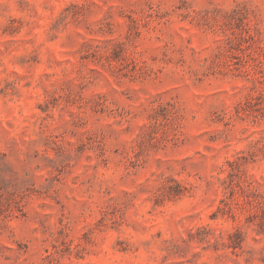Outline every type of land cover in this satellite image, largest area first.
Segmentation results:
<instances>
[{
    "label": "clouds",
    "instance_id": "1",
    "mask_svg": "<svg viewBox=\"0 0 264 264\" xmlns=\"http://www.w3.org/2000/svg\"><path fill=\"white\" fill-rule=\"evenodd\" d=\"M0 264H264V0H0Z\"/></svg>",
    "mask_w": 264,
    "mask_h": 264
},
{
    "label": "rangeland",
    "instance_id": "2",
    "mask_svg": "<svg viewBox=\"0 0 264 264\" xmlns=\"http://www.w3.org/2000/svg\"><path fill=\"white\" fill-rule=\"evenodd\" d=\"M57 51H58V53H59V52H63L64 49H58ZM93 70H95V69H93ZM197 94H199V93H197Z\"/></svg>",
    "mask_w": 264,
    "mask_h": 264
}]
</instances>
